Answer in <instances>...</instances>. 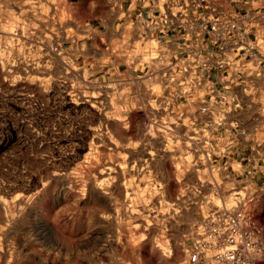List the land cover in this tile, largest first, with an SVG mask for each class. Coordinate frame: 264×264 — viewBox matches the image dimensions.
I'll use <instances>...</instances> for the list:
<instances>
[{"label":"rangeland","instance_id":"rangeland-1","mask_svg":"<svg viewBox=\"0 0 264 264\" xmlns=\"http://www.w3.org/2000/svg\"><path fill=\"white\" fill-rule=\"evenodd\" d=\"M110 20L109 0H0V264H186L224 200L177 110L110 73ZM248 207L264 233V192Z\"/></svg>","mask_w":264,"mask_h":264},{"label":"built area","instance_id":"built-area-1","mask_svg":"<svg viewBox=\"0 0 264 264\" xmlns=\"http://www.w3.org/2000/svg\"><path fill=\"white\" fill-rule=\"evenodd\" d=\"M228 3L116 2L123 18L135 14L131 24L142 42L141 53L133 47L126 55L133 61L144 57L158 70L163 90L158 98L166 108L197 106L216 112L239 108L243 97L252 96L253 86L244 79L251 63L258 72L264 67V30L244 25L248 12H230ZM254 178L248 171L243 185L225 192L224 200L192 225L186 264H264V233L248 207L264 192V186L254 192ZM207 184L221 188L216 181Z\"/></svg>","mask_w":264,"mask_h":264},{"label":"crops","instance_id":"crops-1","mask_svg":"<svg viewBox=\"0 0 264 264\" xmlns=\"http://www.w3.org/2000/svg\"><path fill=\"white\" fill-rule=\"evenodd\" d=\"M117 1L126 3V0H109L111 20L107 35L101 33L98 36L100 38L96 43L98 51L106 57L103 47L107 40L110 73L117 78L125 79L124 84L134 106L140 104L146 108L153 106L166 108L165 100L158 98L163 92L158 70L144 57H138L133 61L130 55H126V51L133 47L140 52L142 42L131 24L135 14H130L131 19L123 18L115 5ZM228 2L230 12H248L250 19L244 21V25L264 30V0ZM253 63L244 79L253 86L252 96L243 97L241 107L215 109L216 112L213 110L205 112L197 106L173 109L177 110L178 115L172 120L183 130L177 133L178 138L189 144L183 149V154L205 156L212 169L208 180L216 181L224 191L243 185L250 170L254 172L255 177L254 192H259L264 186V67L258 72L256 63ZM154 94L158 95L157 100L153 98ZM193 167H196V164ZM200 183L205 184L201 181ZM258 194L260 196L262 192Z\"/></svg>","mask_w":264,"mask_h":264}]
</instances>
